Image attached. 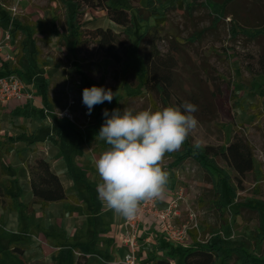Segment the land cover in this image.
Instances as JSON below:
<instances>
[{
  "label": "rangeland",
  "instance_id": "1",
  "mask_svg": "<svg viewBox=\"0 0 264 264\" xmlns=\"http://www.w3.org/2000/svg\"><path fill=\"white\" fill-rule=\"evenodd\" d=\"M73 1L0 0L1 71L10 69L19 74L36 94L35 107L21 113L27 125L20 121L24 118L6 115V108L16 103L0 105V138H5L0 139V188L7 195L0 196V264L71 263V258L55 262L42 257L43 249L47 250L46 257L55 251L44 242L48 236L53 243L50 233L31 238L22 232L26 220L32 218L36 223L42 218L46 227L49 219L45 210L38 214V204L33 206V213L26 212L33 198L26 160L33 155L44 156L56 174L64 175L68 194L79 192L83 197L88 196L98 214L103 211L94 160L109 146L96 137L105 119L98 115L99 110L103 106L109 113L113 109L122 112L125 107L134 111L166 107L162 95L144 85L135 72L136 68H143L142 59L135 52L139 36L155 23L161 34L157 41L160 51L170 53L176 62L170 106L187 101L198 108L194 115L199 123L191 133L193 146L200 142L201 147H219L231 143L236 136L244 138L253 146L255 165L242 187L229 188V193L216 201L205 166L190 157L171 167L182 148L168 153L162 165L169 172L167 189L151 208L156 212L173 205L178 213L175 228L187 233L184 240L187 246L164 239L183 250L205 245L211 238L221 239L225 251L243 245L250 252L264 256V224L259 213L237 206L251 198L253 192L256 194V190L257 198L264 201V72L259 65L264 35L254 36L245 30L264 25V0H237L227 6V15L219 19L213 11V1L207 4V0H111L112 6L129 11L135 22L124 27L110 20L104 9L83 7L78 19L82 36L75 31ZM135 8L141 9L142 16L149 20H140ZM97 28H110L119 34V44L115 45L119 60L99 48L97 39L88 33ZM141 42L145 49L146 41ZM127 48H131L128 56ZM93 85L111 89L114 97L111 102L94 106L89 115L82 102V92ZM56 139L65 152L55 149ZM70 154L82 174L80 183L67 169ZM215 164L235 175L221 158ZM232 184L236 185L234 181ZM72 194V199L67 201L69 206L78 204ZM17 195L24 205L22 211L12 200ZM104 209L113 213L105 206ZM54 217L59 220V216L51 219ZM154 227L161 232L152 215H144L139 253L140 257L145 249L148 253L140 264H152L151 255L156 253L159 242L164 241L151 231ZM34 243L37 245L33 247ZM61 247L74 255L80 254L73 249L74 245ZM36 260L40 261L34 263ZM174 263L183 264V258L175 256ZM217 264L224 263L219 260Z\"/></svg>",
  "mask_w": 264,
  "mask_h": 264
},
{
  "label": "trees",
  "instance_id": "2",
  "mask_svg": "<svg viewBox=\"0 0 264 264\" xmlns=\"http://www.w3.org/2000/svg\"><path fill=\"white\" fill-rule=\"evenodd\" d=\"M111 0H74L75 10L73 12V19L75 21L76 34L82 36L83 30L78 23L79 17L83 14L81 9L83 7L92 9H104L107 11L108 18L115 23L128 27L135 22L134 16L129 11L123 8H117L112 6ZM137 1V0H136ZM139 1V0H138ZM210 1L215 2L214 9L218 18L225 17L226 8L229 4L237 0H224L214 1L207 0V4ZM137 10L136 15L142 21L149 20L148 17L142 16L141 9ZM157 20V19H156ZM247 33H253L254 36L264 35V25L256 29H245ZM253 30V31H252ZM88 33L93 38L97 39L99 48L105 50L113 59L119 60L117 52L115 51V45L117 42L118 33H115L112 29L97 28L91 30ZM161 38V34L158 30L157 23L148 25L142 35L139 36V41L136 45L135 52L137 57L142 59L143 68H136V75L140 78L144 85L151 86L157 90L163 97L166 106H170V100L172 97V86L175 80L174 67L175 58L170 53H162L158 47L157 41ZM146 41V48H143V42ZM119 44V43H118ZM131 48L126 49L127 56L129 55ZM259 65L264 72V52L259 58ZM202 94V92L200 91ZM204 98L205 95L203 94ZM106 103V101H105ZM178 105L173 106H180ZM106 109L103 106L99 110L100 117H103V111ZM183 111V109H181ZM1 144V142H0ZM59 150L64 151L61 143L58 139L54 143ZM65 152V151H64ZM63 153V152H62ZM193 158L199 163L203 164L208 170L213 184V189L216 195V201L221 200L223 195L228 194L232 187H242L244 180L248 175L254 172V149L253 146L244 138L235 137L234 140L225 146H205L195 148L192 144V136L188 137L185 141L182 150L176 155V158L170 165L171 167L178 166L188 158ZM218 158H221L228 168L234 173L231 176L228 172H224L219 169L215 162ZM26 167L29 172V184L32 193V204H39L42 208H46L51 203L68 201L72 199V196L68 194L63 182L58 174L52 169L50 163L42 155H33L27 158ZM68 164L70 166L73 177L78 180H82L81 172L75 167L72 154L68 155ZM235 184H232V182ZM227 183L228 187H225ZM253 192L251 198H248L244 203H240L238 207H246L252 211L258 212L261 224H264V201L257 198ZM0 196L6 197L0 188ZM14 200L21 211L24 209V205L20 203L19 196H15ZM2 206L5 204L1 203ZM29 208H26L28 212ZM209 239L205 245H197L186 248L183 252V264H217L219 260H222L224 264H264V256L256 255L250 252L245 246L237 245L231 247L225 251L223 249L224 241L221 239L213 240ZM193 240H197V236L193 234ZM75 264H91L86 255H79ZM152 264H172L167 256H159L154 258Z\"/></svg>",
  "mask_w": 264,
  "mask_h": 264
},
{
  "label": "clouds",
  "instance_id": "3",
  "mask_svg": "<svg viewBox=\"0 0 264 264\" xmlns=\"http://www.w3.org/2000/svg\"><path fill=\"white\" fill-rule=\"evenodd\" d=\"M111 89L91 86L83 89L82 102L91 114L94 106L111 102ZM183 109V111L181 110ZM195 104L134 111L130 108L103 111L104 123L96 137L109 146L94 160L100 178L99 199L118 217L131 220L142 203L162 199L169 182L163 168L168 153L180 150L197 128ZM200 148L201 143L194 144Z\"/></svg>",
  "mask_w": 264,
  "mask_h": 264
},
{
  "label": "crops",
  "instance_id": "4",
  "mask_svg": "<svg viewBox=\"0 0 264 264\" xmlns=\"http://www.w3.org/2000/svg\"><path fill=\"white\" fill-rule=\"evenodd\" d=\"M7 72H12V70L9 69V71ZM34 107L35 106L33 102L25 104L22 103L6 108V110L8 109V111L5 110V112L6 115H9L13 118H24V120L20 121L21 123H23L22 125H27L24 124L26 118L21 113L25 111L28 113L29 111H31L30 108ZM0 139L5 140V138ZM57 148L58 147L55 145V149ZM52 151L53 150H51V153ZM66 165L67 169L73 176V173L71 172L70 166L68 164V159ZM62 176L59 175L61 181L65 186V181ZM75 181H77V183H80V180L78 179H75ZM72 195H75V197L78 199V204H71V206H69V204H67V201H62L51 203L45 209H43L41 205L38 204V206L40 207L38 214H42L45 210L49 217L47 221L48 224L45 227L43 225L42 218L40 219V221L36 220V223L31 218L29 220H26V222L24 223V230H22L23 234L31 238H36L37 236L40 238L41 235L45 237L47 233H50L53 236L52 239H54L55 244H53L54 241H52L53 243H51L48 236L44 239L45 244H47L51 250H55L52 252V256L49 255L48 257H46L45 255H47V250L43 249L45 255H43L42 257H44V259L46 260L47 258H49L50 260L56 262V260L58 259L71 258L72 261L70 264H75L79 255H86L91 264H122L124 255L126 254V248L123 245L121 238L122 222L124 218L118 217L114 212L107 213V210L104 209V206H101L103 211L98 214V209L92 206L93 202L91 198L88 199V196L83 197L79 192H76ZM12 200L14 203H16L14 197L12 198ZM27 205L29 208L28 213H33V206L35 204L31 203V205ZM35 210L36 212L38 211L37 208H35ZM54 212H57V214H55ZM52 216H59V220H56V217L51 219ZM154 225L156 226V224ZM63 230L64 234H60V231ZM151 231L158 234L160 236V239L164 240L162 242H159L160 245L156 248V253H153L151 257L155 258L156 255L162 257L167 256L172 264H175V256L178 255L183 258V248L180 249L178 245L167 243V240L164 239L166 237L160 231H158L156 227L151 228ZM116 240L118 242H116ZM147 240L150 241L151 237ZM65 244L76 246L73 249L77 252H80V254L74 255L70 251H64V249L62 250L63 247L61 246H64ZM36 245L37 244L34 243L33 247ZM56 246L58 247V249L55 248ZM141 253L143 254L141 258L144 259L147 257L148 251L145 249ZM49 259L48 261H50ZM38 261L40 260H36L34 263Z\"/></svg>",
  "mask_w": 264,
  "mask_h": 264
},
{
  "label": "built area",
  "instance_id": "5",
  "mask_svg": "<svg viewBox=\"0 0 264 264\" xmlns=\"http://www.w3.org/2000/svg\"><path fill=\"white\" fill-rule=\"evenodd\" d=\"M36 94L28 88L19 74L14 72H2L0 66V105L25 104L34 102ZM154 201L145 202L141 206L140 213L133 219H124L121 229V238L126 248L122 264H140L139 235L143 223L144 215H152L160 227L161 232L169 240L184 244L188 235L184 231L175 228L177 211L173 210V205L161 211H152ZM150 208H146V207ZM209 240V239H208ZM207 240V241H208ZM187 246V245H186Z\"/></svg>",
  "mask_w": 264,
  "mask_h": 264
}]
</instances>
